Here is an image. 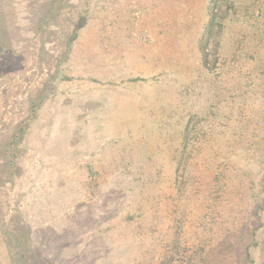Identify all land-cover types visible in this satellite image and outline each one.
<instances>
[{
  "label": "rangeland",
  "instance_id": "374dc122",
  "mask_svg": "<svg viewBox=\"0 0 264 264\" xmlns=\"http://www.w3.org/2000/svg\"><path fill=\"white\" fill-rule=\"evenodd\" d=\"M0 264H264V0H0Z\"/></svg>",
  "mask_w": 264,
  "mask_h": 264
}]
</instances>
